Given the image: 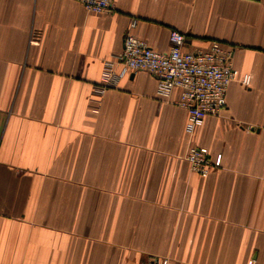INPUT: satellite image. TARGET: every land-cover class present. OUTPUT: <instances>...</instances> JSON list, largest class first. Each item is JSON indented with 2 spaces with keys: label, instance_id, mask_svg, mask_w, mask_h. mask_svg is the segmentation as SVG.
Segmentation results:
<instances>
[{
  "label": "crops",
  "instance_id": "0c3cea01",
  "mask_svg": "<svg viewBox=\"0 0 264 264\" xmlns=\"http://www.w3.org/2000/svg\"><path fill=\"white\" fill-rule=\"evenodd\" d=\"M0 0V264H264V0ZM132 33L233 52L226 109L192 135L144 71L98 93ZM203 147L216 166L191 172Z\"/></svg>",
  "mask_w": 264,
  "mask_h": 264
},
{
  "label": "built area",
  "instance_id": "2783aa9c",
  "mask_svg": "<svg viewBox=\"0 0 264 264\" xmlns=\"http://www.w3.org/2000/svg\"><path fill=\"white\" fill-rule=\"evenodd\" d=\"M89 13H112L113 0H76ZM137 21L129 24L122 49L102 62L100 85L103 93L117 86L127 73L144 71L156 80L155 94L168 100L178 91L175 104L187 112L185 132L192 135L206 117H219L226 109L227 89L237 77L233 52L217 41L206 50L184 48L185 36L176 30L169 32V50H153L143 39L132 33ZM191 172L206 175L216 166L207 150L191 146L185 154ZM144 264H188L163 257H148Z\"/></svg>",
  "mask_w": 264,
  "mask_h": 264
}]
</instances>
